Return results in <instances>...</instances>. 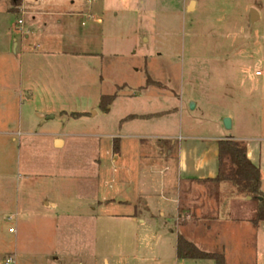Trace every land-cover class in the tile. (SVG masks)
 I'll use <instances>...</instances> for the list:
<instances>
[{
  "label": "rangeland",
  "instance_id": "1",
  "mask_svg": "<svg viewBox=\"0 0 264 264\" xmlns=\"http://www.w3.org/2000/svg\"><path fill=\"white\" fill-rule=\"evenodd\" d=\"M77 1L92 17L85 28L78 21V29L92 32L91 43L82 47L95 55L72 57L65 48L63 56L27 59L13 54L20 14L11 0H0V100H6L0 104V131L8 121L15 132L0 135V264L9 257L15 264H48L49 255L63 264H178L176 223L157 212L167 206L161 180L175 181L174 169L164 171L159 160L167 143L178 144L186 133L254 144L264 193V0ZM251 10L258 14L252 24ZM103 96H115L107 112L100 107ZM162 111L171 113L124 121ZM226 117L231 130L224 129ZM164 134L177 138L153 136ZM114 138L121 145L115 160ZM56 140L63 146L57 148ZM220 188L202 183L192 192L211 202L204 221L253 215L248 198ZM236 197L228 211H215L225 198ZM45 200L57 209L42 218L37 213ZM129 214L145 223L132 225L123 217ZM257 233L242 236L238 254L227 252L228 264H264V226ZM224 246L213 247L230 251Z\"/></svg>",
  "mask_w": 264,
  "mask_h": 264
},
{
  "label": "crops",
  "instance_id": "2",
  "mask_svg": "<svg viewBox=\"0 0 264 264\" xmlns=\"http://www.w3.org/2000/svg\"><path fill=\"white\" fill-rule=\"evenodd\" d=\"M31 6H27L24 0H20L18 6L12 7L14 11L20 14L18 20H22V25L16 27L19 30V43L13 42V54L16 55L18 51L22 56H27L30 58H41L48 59L50 57H59L66 55L65 48L68 51V55L72 57H92L95 54L93 52L84 51L83 45L91 43L90 39L92 32L90 30H83L81 28L87 27L88 22L87 15L89 10L82 7L80 2L77 0H71L69 2H62L63 0H57L52 5H43L34 0ZM193 2V6H194ZM87 9V10H86ZM80 20V21H79ZM80 22V29H78L77 24ZM99 22V20H97ZM84 24V25H83ZM36 51V53L34 52ZM1 54V53H0ZM33 54H39L32 56ZM55 88L57 83H55ZM32 96V94H31ZM3 100H0V104H3ZM6 104V100L4 102ZM196 106V104H195ZM161 117H166L170 115L171 111H162ZM155 113V114H160ZM154 115V114H151ZM128 116H147L132 114ZM127 116V117H128ZM7 118L5 119L6 122ZM8 122V121H7ZM3 126V130L0 131V135L12 136L15 132L12 131L8 123ZM179 129V133H180ZM154 137L168 141L170 139H176V136L172 135H153ZM132 138H148L146 135L135 134L131 135ZM226 138H234L232 136L221 135L216 138H196L191 135H181L179 136V143L175 144L171 142L165 147L164 152L159 150V160L164 162V171L173 170L175 172V181L168 184L166 180H161L160 182V194L163 201L167 204L164 208L158 209V214L162 218H172L176 223V238L174 244V250L176 247L177 236L182 233V236L195 244L198 248L213 251L216 250L213 246L228 244L230 251L223 250L226 263L228 264L227 252H234L238 254L241 250L239 244L243 243L242 236H258V229L263 227L264 224H260L258 228H254L248 217L243 219H238L237 221L223 220L218 217L210 222H206L203 219L208 218L207 213L212 211L211 202L205 200V198H200L192 196V192L195 187H199L200 184H211L206 182L207 180L214 179L217 175L218 168V146L217 142ZM118 139V138H114ZM236 140H242L240 138H234ZM14 140L13 138L11 139ZM56 147L59 148L63 146L64 142L56 140ZM121 145L118 139V150L115 153L112 149V159H118L120 157ZM246 156L248 160L256 167L260 169L261 172V184H262V171L261 163L259 159V154L254 144H246ZM168 162H172L171 165ZM224 188H220L222 192ZM240 199L236 197L235 199H224L222 203L224 206L218 205L215 207V211L218 213L220 210H229L230 207L227 203L234 204ZM113 199L99 201L98 203L113 202ZM206 203V204H205ZM220 204V203H219ZM226 204V205H225ZM43 210L39 211L37 214L39 217L44 218L48 213L47 210L57 209V204L48 200L42 203ZM136 205L133 204V207ZM143 209L147 213L148 219L153 221L155 215L153 214L152 207L146 202L143 204ZM123 217H128L132 225L139 224L143 225L145 223V218L137 217L134 215H123ZM88 218H95L93 214V209L90 211ZM209 220V219H208ZM12 228L9 226L8 230ZM10 235L15 236L17 240L16 229ZM210 240L208 243L207 241ZM212 247H200L202 246ZM225 247V246H224ZM228 250V249H227ZM59 257L46 256V261L48 264H63L59 261ZM175 262H178L176 258V252L174 256ZM183 261L190 260H181Z\"/></svg>",
  "mask_w": 264,
  "mask_h": 264
},
{
  "label": "trees",
  "instance_id": "3",
  "mask_svg": "<svg viewBox=\"0 0 264 264\" xmlns=\"http://www.w3.org/2000/svg\"><path fill=\"white\" fill-rule=\"evenodd\" d=\"M20 0H11L13 7L19 5ZM149 83L156 84L151 80ZM115 96H103L100 107L104 112L108 111V106ZM163 113L147 116H128L125 120L149 119L160 117ZM73 116H78L74 114ZM123 121V120H122ZM218 146V168L214 179L207 180L216 187L224 186L225 190L236 193L244 200L255 205V211L249 218L250 224L258 228L264 224V193L261 191V172L254 166L246 156V143L234 138H226L217 142ZM112 149L116 153L118 150V139H113ZM227 191V193H229ZM232 196V195H231ZM176 258L178 260L211 261L213 264H227L224 254L219 251H207L198 248L192 242L186 240L182 235L176 239Z\"/></svg>",
  "mask_w": 264,
  "mask_h": 264
},
{
  "label": "water",
  "instance_id": "4",
  "mask_svg": "<svg viewBox=\"0 0 264 264\" xmlns=\"http://www.w3.org/2000/svg\"><path fill=\"white\" fill-rule=\"evenodd\" d=\"M193 8V2H191L186 10L189 11V10H192ZM255 18H258V14L254 11V10H251V13H250V16H249V23L252 24L253 21L255 20ZM195 107V104L193 102L190 103V109L193 110ZM40 118H43L42 116H40ZM223 126H224V129L225 130H231L232 128V122H231V119L226 117L223 119ZM249 200V198H248Z\"/></svg>",
  "mask_w": 264,
  "mask_h": 264
},
{
  "label": "built area",
  "instance_id": "5",
  "mask_svg": "<svg viewBox=\"0 0 264 264\" xmlns=\"http://www.w3.org/2000/svg\"><path fill=\"white\" fill-rule=\"evenodd\" d=\"M87 3H88V1H87ZM86 18H87V20H91L92 19V17L90 15H87ZM17 25L21 26L22 25V20H18L17 21ZM8 231H9V233H12L14 231V229L10 228ZM4 264H15V258L9 257V258L5 259Z\"/></svg>",
  "mask_w": 264,
  "mask_h": 264
}]
</instances>
